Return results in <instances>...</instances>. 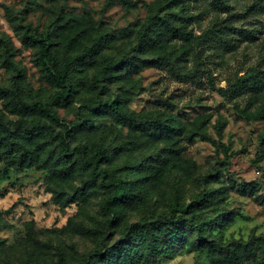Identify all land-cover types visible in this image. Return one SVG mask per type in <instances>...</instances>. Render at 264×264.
I'll use <instances>...</instances> for the list:
<instances>
[{
  "label": "trees",
  "instance_id": "trees-1",
  "mask_svg": "<svg viewBox=\"0 0 264 264\" xmlns=\"http://www.w3.org/2000/svg\"><path fill=\"white\" fill-rule=\"evenodd\" d=\"M228 1L212 0L219 9H228ZM177 4V0H169L165 7L153 5L136 32L131 50L120 53L113 52L110 41L98 35L89 19L66 14L62 9L55 12L57 19H51L42 30L30 21L23 23L26 15L9 17L21 43L37 48L42 77L52 92L46 99L30 101L23 97L16 78L9 86L0 84V155L4 161L26 168L38 166L45 159L44 166L51 164L62 181L76 171L86 172L87 179L69 200L84 203L100 192L99 211L105 216L107 231H114L124 221L126 211L138 208L161 180L175 194L166 211L125 224L111 242L103 237L102 245L89 250L78 264H148L164 252L166 245L179 243L204 254L209 264H264L263 236L253 235L246 242H224L215 237L216 231L226 226L222 199L215 190L201 188L200 184L188 198H181L194 173L193 162L183 156L182 140L200 137L215 143L207 133L205 119L187 123L171 110L135 111L128 107L129 96L106 92L110 82L126 80L144 65H163L180 77L196 76L194 68L182 70L179 66L190 57L189 46L195 37L183 24L192 22L191 15L184 9H171ZM232 29L225 21L214 22L198 39L210 49L214 46L212 40L226 39ZM78 45L82 48L76 50ZM236 45L226 43L227 48ZM0 46L3 66L15 68L7 37H0ZM151 53L156 60L144 57ZM90 66L98 68L92 92L80 97L84 73ZM219 90L225 97L244 92L252 102L259 101L256 109L245 106L237 110L245 120L264 121V70L250 69L243 76L229 78L227 86ZM77 98L84 109L80 118L73 123L62 121L56 109ZM102 119L107 124L100 123L98 139L78 140V135L92 132L95 122ZM222 128L223 122L218 121L216 132L220 134ZM219 146L226 152L224 144ZM254 185H240L239 190L252 193ZM58 264H67L62 255Z\"/></svg>",
  "mask_w": 264,
  "mask_h": 264
},
{
  "label": "rangeland",
  "instance_id": "rangeland-1",
  "mask_svg": "<svg viewBox=\"0 0 264 264\" xmlns=\"http://www.w3.org/2000/svg\"><path fill=\"white\" fill-rule=\"evenodd\" d=\"M177 1L171 9H184L191 15L192 22L183 24L195 37L189 46L190 57L179 66L182 70L194 68L196 76L180 77L163 65H144L126 80L110 82L106 92L129 96L128 107L135 111L171 110L187 123L205 119L207 133L215 143L200 137L182 140L183 156L193 162L194 173L181 198H188L200 184L201 188L207 186L218 193L225 210L226 226L217 230L215 237L224 242H246L253 235L264 237V121L245 120L237 110L245 106L256 109L259 101L252 102L244 92L225 97L219 90L227 86L229 78L243 76L250 69L264 70V0H229L228 9L217 8L212 0ZM167 3L169 0H0V37L9 40L15 63V68L3 66L0 46V84L9 86L16 78L23 97L30 101L46 99L52 92L42 77L37 48L23 45L9 21L14 14L26 15L23 23L30 21L34 28L42 30L51 19H57L55 12L60 9L66 14L74 13L89 19L98 35L110 41L113 52L120 53L131 50L136 32L153 5L165 7ZM221 21L231 24V34L226 39L212 40L213 48L207 49L198 37L214 22ZM224 40L227 45H237L227 48ZM177 41L183 44L182 39ZM81 48L78 45L76 50ZM144 57L154 61L157 56L151 53ZM97 71L96 66L85 71L80 97L92 92ZM56 110L62 121L71 123L84 111L78 98ZM218 121L223 122L220 134L216 132ZM100 123L107 124V120L95 122L96 128L78 135V140L98 139ZM4 160L0 155V264H58L60 255L67 264H78L89 250L102 245L103 237L111 242L125 224L166 211L175 196L168 183L161 180L138 208L126 211L124 221L114 231H107L105 216L99 211L100 192L84 203L69 200L87 179L86 172L76 171L62 181L51 164L44 166L45 159L38 166L26 168ZM250 182H255L252 193H242L239 186ZM148 264L209 262L204 254L179 243L166 245L164 252Z\"/></svg>",
  "mask_w": 264,
  "mask_h": 264
}]
</instances>
